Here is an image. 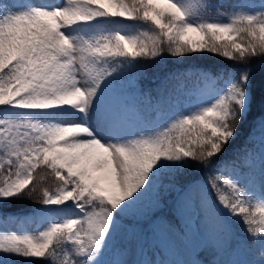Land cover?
Listing matches in <instances>:
<instances>
[{
	"label": "snow or ice",
	"instance_id": "snow-or-ice-1",
	"mask_svg": "<svg viewBox=\"0 0 264 264\" xmlns=\"http://www.w3.org/2000/svg\"><path fill=\"white\" fill-rule=\"evenodd\" d=\"M0 221V264H264V0H0Z\"/></svg>",
	"mask_w": 264,
	"mask_h": 264
},
{
	"label": "trees",
	"instance_id": "trees-1",
	"mask_svg": "<svg viewBox=\"0 0 264 264\" xmlns=\"http://www.w3.org/2000/svg\"><path fill=\"white\" fill-rule=\"evenodd\" d=\"M218 2H220V3H222V4H224V6L225 7H228V6H230L231 4H233V3H238V2H240V0H218ZM130 23V22H129ZM209 56H211L212 54H208ZM216 59H224V58H220V57H216ZM213 61H209V63H212ZM145 70H147V71H152V69L151 68H146ZM185 86L187 87V86H190V81H185ZM254 132H256V130L254 129L253 130ZM246 133H247V127L245 126V128L242 130V132H241V137H240V139L242 140L243 139V137L246 135ZM257 135H258V132L256 133ZM238 143H239V141H238ZM41 171H43V170H41ZM45 186H47V187H49V188H54L55 187V182H54V180L53 179H51V178H49L48 180H47V182H46V185ZM31 203V202H30ZM233 231L237 234V236L240 238V239H245L246 237H247V233L243 230V228H242V226L240 225V224H235L234 226H233ZM259 249L257 248V250H256V255H259ZM16 264H25V262L24 261H18V262H16Z\"/></svg>",
	"mask_w": 264,
	"mask_h": 264
},
{
	"label": "rangeland",
	"instance_id": "rangeland-1",
	"mask_svg": "<svg viewBox=\"0 0 264 264\" xmlns=\"http://www.w3.org/2000/svg\"><path fill=\"white\" fill-rule=\"evenodd\" d=\"M48 2H59V0H48ZM259 2V0H255ZM37 230V226L32 223H18V222H8L5 223L0 221V233H11L15 232L18 234L31 233Z\"/></svg>",
	"mask_w": 264,
	"mask_h": 264
}]
</instances>
